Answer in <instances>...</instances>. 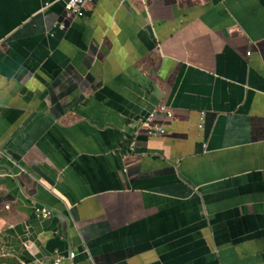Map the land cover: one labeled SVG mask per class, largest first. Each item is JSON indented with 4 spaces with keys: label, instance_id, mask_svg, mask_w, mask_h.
Returning a JSON list of instances; mask_svg holds the SVG:
<instances>
[{
    "label": "crops",
    "instance_id": "obj_1",
    "mask_svg": "<svg viewBox=\"0 0 264 264\" xmlns=\"http://www.w3.org/2000/svg\"><path fill=\"white\" fill-rule=\"evenodd\" d=\"M65 1L0 0V264H264V0Z\"/></svg>",
    "mask_w": 264,
    "mask_h": 264
},
{
    "label": "built area",
    "instance_id": "obj_2",
    "mask_svg": "<svg viewBox=\"0 0 264 264\" xmlns=\"http://www.w3.org/2000/svg\"><path fill=\"white\" fill-rule=\"evenodd\" d=\"M88 0H66L65 1V10L70 16L82 17L84 16V4ZM60 25H58L59 27ZM61 27V26H60ZM51 34V33H50ZM158 115L166 116L168 118L173 116L171 110L168 109L166 105H161L159 108L151 112L149 116L146 117L142 127L145 129L148 136H159L167 134V130L163 127L159 121H157ZM203 121L205 119V112L201 118ZM137 136L136 133L131 137L130 143L127 148L129 154H133L137 150ZM35 216L38 219L45 220L53 216V212L48 208H35ZM70 258H75V253L70 254ZM63 261L62 258H58L55 264H61Z\"/></svg>",
    "mask_w": 264,
    "mask_h": 264
}]
</instances>
